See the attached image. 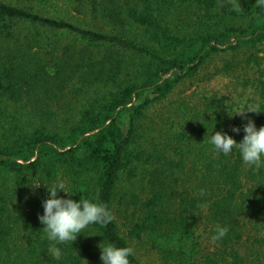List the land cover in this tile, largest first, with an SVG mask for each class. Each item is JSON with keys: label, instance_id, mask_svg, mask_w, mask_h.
Here are the masks:
<instances>
[{"label": "trees", "instance_id": "16d2710c", "mask_svg": "<svg viewBox=\"0 0 264 264\" xmlns=\"http://www.w3.org/2000/svg\"><path fill=\"white\" fill-rule=\"evenodd\" d=\"M59 1L0 0V264H103L104 240L132 247L131 264H150L137 256L141 244L159 264H246L260 255L264 168L209 143L217 131L243 139L247 119L235 102L204 96L160 122L148 111L221 51L246 49L258 66L264 9L255 0H65L90 16L83 26L42 12ZM64 35L73 42L58 45ZM252 87L243 110L261 111L247 113L259 129L264 73ZM58 179L77 192L72 199L103 203L113 216L56 245L59 260L38 218L49 193L30 185ZM217 225L229 231L214 243ZM201 226L214 247L205 255ZM249 229L257 233L244 239Z\"/></svg>", "mask_w": 264, "mask_h": 264}, {"label": "clouds", "instance_id": "9594fccd", "mask_svg": "<svg viewBox=\"0 0 264 264\" xmlns=\"http://www.w3.org/2000/svg\"><path fill=\"white\" fill-rule=\"evenodd\" d=\"M255 7L264 9V0H255ZM239 10V9H237ZM248 112L258 113V109L237 111L235 115H240L247 119L243 126L245 135L240 142H237L226 132L217 131L212 133L209 143L214 151L224 156H229L234 151H238L242 161L255 169L264 168V126L257 128L254 120L247 117ZM233 117L235 115H230ZM233 132L239 133L240 128L234 127ZM34 188L43 185L49 197L42 202L43 215L38 218L44 225L43 230L46 239L50 242L48 249L54 259L61 258V249L56 247L58 244H65L74 241L83 231L93 224H108L113 219L109 208L103 203H97L87 199L75 200L71 197L77 192L66 187L65 183L58 179L51 187L44 183L34 182L30 184ZM58 192H63L66 197L59 196ZM201 195H204L201 191ZM206 206V205H205ZM228 227L217 225L211 237L212 242L221 241L228 234ZM103 264H131L130 257L134 255L132 247H117L105 240L98 245Z\"/></svg>", "mask_w": 264, "mask_h": 264}, {"label": "rangeland", "instance_id": "374dc122", "mask_svg": "<svg viewBox=\"0 0 264 264\" xmlns=\"http://www.w3.org/2000/svg\"><path fill=\"white\" fill-rule=\"evenodd\" d=\"M3 1L10 2L12 0ZM64 1L65 0L54 2L53 7H51V3H47V5L44 4L42 12L48 15L62 16L79 25L89 26L86 25L85 19L88 20L90 16H86L83 13H77L74 8L76 4L71 6ZM33 3L37 4L35 1ZM252 18L253 15H247L242 21L246 20V22H248L251 21ZM98 25H100L99 20L95 21L92 27L97 28L101 26ZM73 40L72 36L64 35L58 38V45L62 46L73 42ZM258 49L260 50V52L258 51V53H256L259 57L258 66L253 59L248 60L250 58V52L246 49L240 50L238 53L221 51L215 54L205 63L204 67H202L196 76L180 82L166 99L154 103L148 111L151 118L160 122L163 116H171L169 110H172L178 103H185L189 106H198L204 96H211L213 94L229 96V99L233 100L236 104L234 108L236 109V112L243 110L247 99L254 95V88L252 87L253 81H255L261 72L264 73V46H261ZM256 51L253 50L252 52ZM131 59L138 62L140 57L131 56ZM226 61L234 63L233 69L229 73L220 71L223 69ZM116 219L120 225L124 223V219H121L120 217H116ZM122 228L125 231V228ZM199 233L202 238V253L205 255L214 251V247L212 243L208 241L207 235L202 226L199 229ZM256 233V231L249 229L244 239H247V236H253ZM135 249L138 251L137 256L142 261L150 264H159L157 263V256L155 253L148 251L146 245H138ZM246 264H264V251L261 250L260 255H255V253L252 254Z\"/></svg>", "mask_w": 264, "mask_h": 264}]
</instances>
